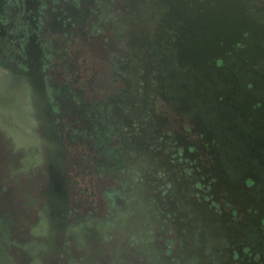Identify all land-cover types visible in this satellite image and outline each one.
<instances>
[{
	"label": "flooded vegetation",
	"instance_id": "af4514ba",
	"mask_svg": "<svg viewBox=\"0 0 264 264\" xmlns=\"http://www.w3.org/2000/svg\"><path fill=\"white\" fill-rule=\"evenodd\" d=\"M0 264H264V0H0Z\"/></svg>",
	"mask_w": 264,
	"mask_h": 264
},
{
	"label": "water",
	"instance_id": "95a60500",
	"mask_svg": "<svg viewBox=\"0 0 264 264\" xmlns=\"http://www.w3.org/2000/svg\"><path fill=\"white\" fill-rule=\"evenodd\" d=\"M237 14H238V15H237V17H238V18H237V21H238V22H241V20H242V18H243V17H242V16H243V12H242V10L238 8V9H237Z\"/></svg>",
	"mask_w": 264,
	"mask_h": 264
}]
</instances>
